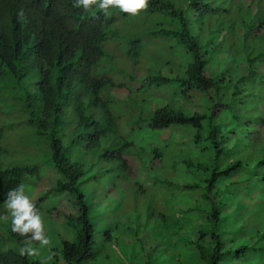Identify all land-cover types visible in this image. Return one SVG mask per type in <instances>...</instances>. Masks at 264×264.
<instances>
[{
	"label": "trees",
	"instance_id": "1",
	"mask_svg": "<svg viewBox=\"0 0 264 264\" xmlns=\"http://www.w3.org/2000/svg\"><path fill=\"white\" fill-rule=\"evenodd\" d=\"M205 1L212 20L196 24L199 0H149L138 16L0 0V120L21 109L30 126L22 141L0 122V264H264V0ZM11 43L30 50L29 71L1 65ZM140 93L151 109L131 103ZM21 183L49 222L31 259L5 204ZM105 198L119 205L110 218Z\"/></svg>",
	"mask_w": 264,
	"mask_h": 264
},
{
	"label": "clouds",
	"instance_id": "2",
	"mask_svg": "<svg viewBox=\"0 0 264 264\" xmlns=\"http://www.w3.org/2000/svg\"><path fill=\"white\" fill-rule=\"evenodd\" d=\"M210 2V0H208ZM201 5L199 7L193 8L188 16L195 20L197 24L200 21V17L204 16L205 21L212 20L211 17V5L206 6L207 2L205 0H199ZM74 7H83L85 11H89L93 9V7L98 8L100 11L104 13V15H108V10L110 8H118L121 12L130 14L131 16H138L141 11L147 10L149 8V0H75ZM19 15L21 17L24 16L23 10L20 11ZM168 18H166L167 20ZM172 22V21H171ZM220 35L217 41H223L225 46L232 51L234 40L230 38L229 35L226 34V31L220 26ZM243 47V44L239 46ZM261 47H259V51ZM249 51L247 47V52ZM34 63L33 56L30 50L24 44L11 43L8 45L7 51L3 52L1 57V65H8L9 71L12 73H24L31 69ZM136 71H133V67L127 68L123 74L121 75V79L119 80L121 83H124L125 86H131L133 83L130 81L131 76H134ZM34 78V77H33ZM33 78L27 83V85H31ZM133 81H135L133 79ZM144 80L142 83L144 84ZM119 89V88H118ZM115 93L116 97L121 98L123 93L127 90L125 88H121V91ZM121 93V94H120ZM120 94V96H119ZM199 99V97H197ZM19 100V99H18ZM124 105L121 108L122 118L123 120H127L126 111L129 106H131L130 102H123ZM21 102L19 100V106L21 108ZM20 118H23V112L20 109L19 115ZM7 120L12 119L9 116H6ZM210 145L207 146L203 151L209 153ZM105 166V165H103ZM97 168L102 167L101 164L96 165ZM104 168V167H103ZM250 181L246 182L247 185ZM244 184V183H243ZM240 189L244 187L238 186ZM246 187V186H245ZM234 189H232L233 191ZM233 194V198L239 202H250L247 197H242V192L236 191ZM7 199L5 200L6 208L8 212L11 214V230L14 233H17L21 237H24L23 246L19 248V255L27 256L28 258L39 257L40 251L36 247L33 246L34 243H38L41 247H48L51 243L49 237L46 235L45 224L43 222L42 216L40 214L39 209L36 204L25 194V185L18 184L15 188L11 189L7 192ZM245 198V199H244ZM236 206L238 204L233 202ZM54 253L48 255L47 257L41 260V264H50L53 260Z\"/></svg>",
	"mask_w": 264,
	"mask_h": 264
},
{
	"label": "rangeland",
	"instance_id": "3",
	"mask_svg": "<svg viewBox=\"0 0 264 264\" xmlns=\"http://www.w3.org/2000/svg\"><path fill=\"white\" fill-rule=\"evenodd\" d=\"M143 94H135V96L132 98L131 100V103L135 100H142L143 102H148L150 104V109L152 108L151 104L153 103V101H151L150 99H146V98H142L140 96H142ZM148 105V104H147ZM13 107H11L12 109ZM1 123H4V124H8V123H11L13 126V129L10 130V133H13V132H17V134H19V136L21 137V140L24 141L25 139L23 138L24 136L27 138V136L25 135L29 129L30 126L27 125L26 123V118H20L18 116H16L14 118V120L12 121H7L5 116H2L1 117V120H0ZM159 139L163 140V138H161V136H159ZM178 142H173L172 144H175L176 147H177V151H175L173 154L174 155H179V149L180 148H183V147H186V146H192L191 142H192V139L190 140V138L185 141V143L181 142L180 140L177 139ZM170 142H168L169 144ZM134 178V177H133ZM28 189H30V187L27 186ZM117 191H119L118 187L115 188V192H116V195H117ZM103 196V191L102 190H99L97 191V193H95L94 195V199H98L100 197ZM125 199V198H123ZM137 200L140 199V196L139 197H136ZM127 205L129 206L128 210L132 213V210L134 209V198L131 197L130 199L127 198ZM119 208V205L113 200H110L108 198H105V200L103 201V203L101 204V207H100V210H101V213L103 215L104 218H110V216L112 214H114L115 211H117ZM126 210V209H124ZM45 226L49 225V222L48 220H45L43 221ZM120 225L123 224V223H119ZM124 225V224H123ZM114 246L115 248L117 247L119 250L122 251V247L127 244V248L130 249L133 245V243H129L128 244V240L125 239L122 235L120 234H116L115 235V240H114Z\"/></svg>",
	"mask_w": 264,
	"mask_h": 264
}]
</instances>
